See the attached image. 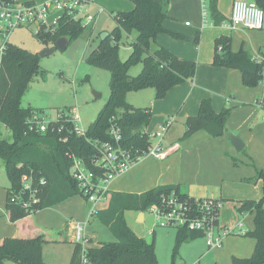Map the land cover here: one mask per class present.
<instances>
[{
	"label": "trees",
	"instance_id": "obj_1",
	"mask_svg": "<svg viewBox=\"0 0 264 264\" xmlns=\"http://www.w3.org/2000/svg\"><path fill=\"white\" fill-rule=\"evenodd\" d=\"M131 1L133 6L130 10L112 14L113 28L104 38L99 37L97 44L84 58L87 64L109 72V95L84 136H76L66 131L51 132L50 129L44 133L28 130L27 119L33 111L41 109L22 106L21 101L29 82L39 71L40 56L8 41L4 44L0 55V125L8 129L12 137L8 141L0 133V158L9 181L5 210L8 220L15 226L18 221L27 218L30 228H25L22 234L0 240V264H48L42 254L43 246L48 242V230L36 224L33 215L39 209L56 205L75 195L83 196L76 180L70 175L71 160L67 153L82 158L92 168L90 160L96 152L92 141L110 140L108 128L112 118L121 128L122 146L138 153L148 148L150 140L145 129L151 119L150 106L136 107L130 104L126 99L128 92L152 88L154 99H161L170 88L193 78L195 74L194 61L180 59L167 48L156 45V37L161 33L174 38L181 37L164 27L163 22L167 17L165 2ZM205 1L210 21L220 25L225 18L218 9V0ZM252 1L264 9V0ZM88 25L62 16L54 32L35 36L39 41L54 46L59 37L66 36L71 42L86 28H89L90 38L94 28L92 23ZM124 35L129 38L131 53L126 60H121L118 51ZM259 54L264 56V50L260 49ZM137 62L142 63V68L136 75H131L129 68ZM211 63L239 70L242 83L247 87H254L260 82L264 84L263 64L254 60L247 50H231L229 37L220 36L215 39ZM39 74L43 75V72L39 71ZM229 114V108L215 112L209 98H203L197 113L185 119V130L180 140L188 138L198 130H204L212 137L222 135ZM61 136H66L67 140H61ZM23 174H31L34 182L41 177L45 180L38 194V202L27 207L23 206V202L28 200V193L22 192L20 182ZM262 175L261 171H257L256 178L260 179ZM171 190L180 191V187L177 184L159 185L141 193L109 191L106 205L95 212L94 218L108 229L114 239L89 247L91 261L94 264H158L154 242H148L144 236H137L133 232L126 221L125 212H146L160 201L162 194ZM182 195L189 197L183 192ZM263 199L261 196L258 200H243L238 206L240 212L254 211V229L249 230L245 236L255 239V246L249 257L232 256V264H264ZM65 227L52 233L53 242L65 240L62 238ZM152 234H155L154 229ZM196 237L202 236L186 228L176 229L172 264H175L174 255L178 253L181 245ZM69 264H78L76 245Z\"/></svg>",
	"mask_w": 264,
	"mask_h": 264
},
{
	"label": "crops",
	"instance_id": "obj_2",
	"mask_svg": "<svg viewBox=\"0 0 264 264\" xmlns=\"http://www.w3.org/2000/svg\"><path fill=\"white\" fill-rule=\"evenodd\" d=\"M161 1L165 2L167 13L163 22L164 27L181 37L174 38L169 34L161 33L156 37V45L167 48L180 59L194 61L195 74L193 78L170 88L161 99L155 100L152 97L154 92L151 93L149 105L152 117L145 131L159 129L167 117L174 116V121L162 139L165 155L162 158L142 157L127 172L111 182L110 191L141 193L159 185L177 184L180 191L190 197L210 196L223 200L224 204L219 212L220 225H232L243 219L248 230H253L254 211L240 212L238 206L243 200H258L262 196L264 175L257 179L256 174L257 171L264 174V160L260 165L256 160L254 164L249 160L252 167L238 173L231 171L233 167L227 156L231 155L234 149L229 139L231 133L240 136L246 142L245 145L247 143L259 145L262 142L264 113L257 108L255 102L263 97L264 84L260 82L254 87H247L242 83L239 70L215 66L211 62L215 39L220 36L229 37L230 48L233 51L243 49L252 56L259 54V50L264 45V21L260 30L228 28L226 24L229 21L232 0H218V9L225 18L220 25L213 24L207 15L204 17L205 0ZM132 6L131 0H92L88 12L94 17L95 22L101 13H109L112 17L113 13L128 11ZM93 31L95 35L102 33L95 28ZM90 39L91 37L88 40ZM203 98H209L215 112L223 108L230 109L225 121L224 133L212 137L206 131L198 130L188 138L180 140V135L185 130V119L197 113ZM175 122L178 124L172 128ZM245 145L243 144V148ZM251 153L248 157L253 160L254 154L252 153L251 157ZM5 196L4 211L2 214L0 212V216L4 224L13 227L14 233L4 237L1 234L0 240L22 234L25 228H30V221L27 218L18 221L16 226L8 220ZM70 199L72 197L58 204L67 203ZM73 219L77 218L70 220ZM89 235L92 243V235L90 233ZM239 237L228 236L217 248L209 249L206 246V250L202 249L198 259L194 261L184 258L182 256L184 254L179 256L186 264L195 262L200 264L208 259H211L213 264H232V256L249 257L255 246V239Z\"/></svg>",
	"mask_w": 264,
	"mask_h": 264
},
{
	"label": "built area",
	"instance_id": "obj_3",
	"mask_svg": "<svg viewBox=\"0 0 264 264\" xmlns=\"http://www.w3.org/2000/svg\"><path fill=\"white\" fill-rule=\"evenodd\" d=\"M92 0H44L42 2H24L22 0H0V33L4 43L0 47V55L10 33L17 28H28L33 33L54 32L59 19L66 16L84 25L94 21L88 12ZM204 17L207 13L204 9ZM230 29L242 27L246 29H261L263 27V10L252 0H232L229 21ZM220 49V47H219ZM254 60L261 62L264 68V56L256 54ZM258 106L264 109V98L258 100ZM174 121V116L165 119L159 129L146 132L150 145L142 152H133L121 145V128L114 118L111 119L108 133L110 140H93L96 149L90 160V166L73 153H67L71 160L70 175L76 180L85 201L88 204L87 218L69 220L73 231L72 242L78 248V264H94L88 254L91 247V236L88 233L90 220L95 212L108 201L111 182L127 172L133 164L144 156L164 157L162 139ZM80 118L74 108L56 110L50 117L43 110H35L27 119L28 130L44 133L71 132L76 136H84L85 129L79 126ZM69 124V125H68ZM66 125V126H65ZM66 141V136H61ZM22 192L28 193V200L23 206L38 202V194L45 184L43 177L36 182L31 174H23L20 179ZM264 198V193L262 194ZM224 202L220 198L203 196L197 198L185 197L182 192L171 190L161 195L160 201L152 205L150 211L158 227L186 228L201 234L209 249L220 247L228 236H245L249 231L244 220L239 219L232 225L219 224V212ZM264 208V199H263ZM175 264H186L177 262ZM190 264H197L190 263Z\"/></svg>",
	"mask_w": 264,
	"mask_h": 264
},
{
	"label": "rangeland",
	"instance_id": "obj_4",
	"mask_svg": "<svg viewBox=\"0 0 264 264\" xmlns=\"http://www.w3.org/2000/svg\"><path fill=\"white\" fill-rule=\"evenodd\" d=\"M205 7L207 8V4H205ZM208 23L209 22H207V24ZM92 25H94L96 31L109 32L114 26V20L109 13H101L100 17H98L95 22H92ZM88 27L91 26L88 25ZM93 33L91 34V39L88 40L89 28H86L85 31L79 37L74 38L65 49H56L52 54L39 57L38 67L39 71L43 72V75L39 74L38 71V73L32 77L22 97V106H31L41 109L49 118L54 117L58 109L74 108L80 118V122L78 123L79 126H82L85 130L87 129L89 124L95 119L98 111L105 104L109 95V72L105 69L87 64L84 60L87 53L99 40V35ZM8 42L35 53L40 52L44 48L51 47L50 43L45 44L39 41L31 29L24 27L13 30L8 37ZM3 43L4 38L0 33V47ZM261 50H264V45H262ZM130 53L129 38L124 35L119 44V57L121 60H126ZM141 68L142 63L137 62L130 66L129 73L131 75H136ZM152 92H154L152 88L131 91L127 93L126 99L130 104L136 107H147L150 106L149 102ZM94 93H98L99 95L95 96ZM154 94L155 93H153L152 97L155 96ZM255 105L264 113V109L258 106V101L255 102ZM177 124L178 122H175L172 128L177 126ZM170 132H172V130H170ZM0 133L1 136L8 141L12 140L10 131L2 125H0ZM231 135L234 134L231 133ZM238 137L245 145L246 142H244L240 136ZM250 152L254 154V157H252L251 153L253 160L248 157V155L250 156ZM227 157L230 158V165L233 167V169H231L232 172L240 173L245 169L251 168V162L254 164L257 161L258 165H260V162L264 160V137L259 145L247 143L241 151L232 149L231 155ZM8 185L9 181L6 176L4 163L0 158L1 214L4 211L5 189ZM105 204L106 203H104L102 207ZM87 209V202L81 194H78L73 196L67 203L56 204L39 209L35 212L33 215L35 223L48 230L46 234L48 242L44 244L42 252L45 262L48 264H69L74 244L71 242L73 239V231L68 228V223L71 218H82V220L83 218H87ZM143 213L144 237L146 241L154 242V250L157 255L158 264H172V252L176 229L173 227H158L155 225V218L150 211ZM125 218L128 225L133 229L137 224L138 215L133 211H127L125 212ZM63 226H67L62 232V238L65 240L62 242H53L51 239L52 233L58 231ZM153 229L155 230L154 235L152 234ZM88 232L92 235L91 244L94 246L100 242L112 241L114 239L108 229L101 225L95 218L90 220ZM11 233H14L13 227L10 224H4L0 216V235L2 234V237H4L11 235ZM245 237L251 238L248 236H241L239 238ZM202 249L206 250L205 241L202 237H196L189 242L183 243L178 253L174 255V262L184 261L183 258L179 256L180 254H184L182 256L189 261H194L198 259L199 254L203 251ZM7 264L17 263L7 262ZM200 264H213V261L208 259L207 261L200 262Z\"/></svg>",
	"mask_w": 264,
	"mask_h": 264
},
{
	"label": "water",
	"instance_id": "obj_5",
	"mask_svg": "<svg viewBox=\"0 0 264 264\" xmlns=\"http://www.w3.org/2000/svg\"><path fill=\"white\" fill-rule=\"evenodd\" d=\"M107 35V32H102L99 36L100 38H104ZM70 40L68 37L66 36H61L59 37L54 46H51L49 48H44L43 50H41L40 52H38L39 56H45V55H49L52 54L56 49H65L68 44H69ZM95 96H98V93H94ZM229 139L230 142L232 144V146L234 147V149L236 151H241V149L243 148V143L241 141V139L238 136H234L229 134ZM144 213L143 212H138V219H137V224L135 225V227L132 229L133 232L140 237L144 236V230H143V220H144Z\"/></svg>",
	"mask_w": 264,
	"mask_h": 264
}]
</instances>
